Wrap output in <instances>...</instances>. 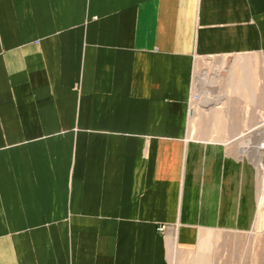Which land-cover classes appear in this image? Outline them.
<instances>
[{
    "label": "crops",
    "instance_id": "0c3cea01",
    "mask_svg": "<svg viewBox=\"0 0 264 264\" xmlns=\"http://www.w3.org/2000/svg\"><path fill=\"white\" fill-rule=\"evenodd\" d=\"M258 91L264 0H0V264H171L244 225L255 165L191 119L234 142Z\"/></svg>",
    "mask_w": 264,
    "mask_h": 264
},
{
    "label": "rangeland",
    "instance_id": "374dc122",
    "mask_svg": "<svg viewBox=\"0 0 264 264\" xmlns=\"http://www.w3.org/2000/svg\"><path fill=\"white\" fill-rule=\"evenodd\" d=\"M199 71L200 68L194 78V90L203 96V81L200 80L203 74L198 75ZM222 84L228 86L230 83L224 81ZM233 86L239 94L233 101L239 103L241 110H245L248 103L242 98L243 84L235 82ZM204 118L210 122L214 116L207 115ZM239 118L241 122L247 119V123H251L254 118L255 128L234 131V135L239 134L234 142H231L232 132L203 130V113L194 114L191 121L202 128L194 132L195 136L229 142L233 153H239L255 165V190H245L250 202V211L243 219L245 223L241 227L202 228L199 242L194 247L171 248V264H264V149H259L257 145L260 140L264 141V99L261 92H257L255 116L240 114Z\"/></svg>",
    "mask_w": 264,
    "mask_h": 264
},
{
    "label": "bare ground",
    "instance_id": "6f19581e",
    "mask_svg": "<svg viewBox=\"0 0 264 264\" xmlns=\"http://www.w3.org/2000/svg\"><path fill=\"white\" fill-rule=\"evenodd\" d=\"M200 80H202L203 81V75L201 76V78H200ZM210 102V101H209ZM258 148L259 149H261V150H263L264 149V141L262 142L261 140H260V142H258ZM256 148V147H255ZM264 158V157H263Z\"/></svg>",
    "mask_w": 264,
    "mask_h": 264
},
{
    "label": "built area",
    "instance_id": "2783aa9c",
    "mask_svg": "<svg viewBox=\"0 0 264 264\" xmlns=\"http://www.w3.org/2000/svg\"><path fill=\"white\" fill-rule=\"evenodd\" d=\"M193 100L198 101V100H199V95H198V94H194V96H193ZM159 229H160L161 231H163V230H164V226H161Z\"/></svg>",
    "mask_w": 264,
    "mask_h": 264
}]
</instances>
